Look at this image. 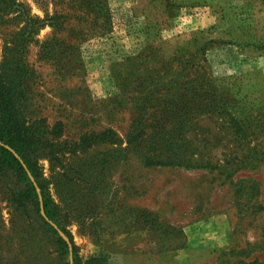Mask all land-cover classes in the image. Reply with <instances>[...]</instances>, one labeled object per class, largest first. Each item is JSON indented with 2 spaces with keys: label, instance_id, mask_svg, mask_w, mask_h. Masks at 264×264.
I'll list each match as a JSON object with an SVG mask.
<instances>
[{
  "label": "rangeland",
  "instance_id": "374dc122",
  "mask_svg": "<svg viewBox=\"0 0 264 264\" xmlns=\"http://www.w3.org/2000/svg\"><path fill=\"white\" fill-rule=\"evenodd\" d=\"M94 1L0 2V71L58 219L0 168V264H67L43 217L83 262L264 264V0Z\"/></svg>",
  "mask_w": 264,
  "mask_h": 264
},
{
  "label": "trees",
  "instance_id": "16d2710c",
  "mask_svg": "<svg viewBox=\"0 0 264 264\" xmlns=\"http://www.w3.org/2000/svg\"><path fill=\"white\" fill-rule=\"evenodd\" d=\"M3 1L5 0H0V2ZM93 4L101 10L107 8V5L103 0H96ZM61 18L67 19V16L47 15L46 19L39 18L38 21H42L43 26L47 19L51 20V22L54 20L58 22ZM21 70L23 72L27 70L26 66L22 65ZM21 94L22 93L19 91V82L15 79H13V81L6 80L5 76L0 71V168L12 170L24 183V187L15 194V201L22 205L24 201L32 199L40 210V193L37 189L39 187L43 196V205L47 216L58 223L56 210L44 191V182L41 179L38 163L31 154L32 147L41 142L42 137L32 125L27 124L22 118L20 111ZM140 124L141 121H137V125L135 123L133 131L129 133L131 139H137L140 135ZM105 135L106 132L103 133V135L97 136L96 139H103ZM163 151L164 150L162 149H157L152 154L147 155L146 162L148 164H182V161L177 159V157H174V154L168 155ZM30 174L36 179L38 187L34 183ZM43 219L45 223L49 225L54 234L57 235V241L59 242L63 253L68 254L69 257L67 264H108V256L106 254L93 256L86 262H83L77 253L73 238L70 236L73 242V258L71 259L69 243L58 233L55 227L47 219L44 217ZM63 229L67 231L64 227ZM255 262L256 260L248 262L247 264H253Z\"/></svg>",
  "mask_w": 264,
  "mask_h": 264
},
{
  "label": "water",
  "instance_id": "95a60500",
  "mask_svg": "<svg viewBox=\"0 0 264 264\" xmlns=\"http://www.w3.org/2000/svg\"><path fill=\"white\" fill-rule=\"evenodd\" d=\"M23 161V160H22ZM31 175V177H32V179H33V181H34V183L36 184V186H37V183H36V181H35V179L33 178V176H32V174H30ZM38 187V186H37ZM42 205H43V202H42ZM43 214L46 216V214H45V212L43 211Z\"/></svg>",
  "mask_w": 264,
  "mask_h": 264
}]
</instances>
